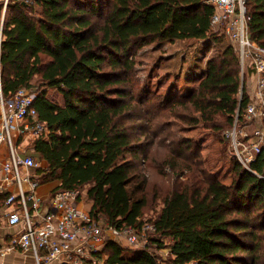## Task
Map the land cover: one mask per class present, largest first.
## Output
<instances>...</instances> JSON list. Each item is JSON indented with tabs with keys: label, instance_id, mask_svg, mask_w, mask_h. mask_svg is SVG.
<instances>
[{
	"label": "trees",
	"instance_id": "trees-1",
	"mask_svg": "<svg viewBox=\"0 0 264 264\" xmlns=\"http://www.w3.org/2000/svg\"><path fill=\"white\" fill-rule=\"evenodd\" d=\"M245 2L249 35L264 47V0ZM214 10L207 0H31L9 3L5 11L0 6V98L33 89V106L47 128L31 141L40 161L34 177L57 182L52 192L86 187L90 216L102 217L108 226H154L147 245L131 256L125 253L131 247L107 241L95 255L105 256L104 264L262 262L264 151L250 163L252 171L235 161L225 184L187 153L194 154L193 143L181 139L164 165L177 182L149 221L141 219L146 179L107 166L117 155L136 157L142 150L127 122L143 117L131 115L135 96L123 86H135L130 75L137 47L177 40L197 41L201 54L218 47L198 72H183L194 87L164 98L167 113L178 120L212 122L213 130H221L246 106L238 52L211 30ZM47 88H55L61 100L50 99ZM179 177L185 179L178 182ZM7 195L0 193V205ZM152 247L166 249L167 257Z\"/></svg>",
	"mask_w": 264,
	"mask_h": 264
},
{
	"label": "built area",
	"instance_id": "built-area-1",
	"mask_svg": "<svg viewBox=\"0 0 264 264\" xmlns=\"http://www.w3.org/2000/svg\"><path fill=\"white\" fill-rule=\"evenodd\" d=\"M0 0L5 11L12 2ZM214 7L210 19L212 31L227 38L238 52L241 88L248 92V102L235 112L232 124L223 132L226 151L247 170L264 151V47L255 43L248 29L245 0H207ZM245 77V79H244ZM241 94V93H240ZM35 91L19 88L11 98H0V193L7 191L5 218L7 225H22L0 247L3 255L11 250L28 252L35 264H104L105 256H95L109 240L127 247L143 248L154 232L151 223L140 228L108 226L102 217L92 218L80 206L82 189H58L47 199L36 194L39 181L34 171L40 161L34 149L22 143L47 133L33 106Z\"/></svg>",
	"mask_w": 264,
	"mask_h": 264
},
{
	"label": "rangeland",
	"instance_id": "rangeland-1",
	"mask_svg": "<svg viewBox=\"0 0 264 264\" xmlns=\"http://www.w3.org/2000/svg\"><path fill=\"white\" fill-rule=\"evenodd\" d=\"M223 41V45L229 43L225 37ZM200 50L201 44L194 40L155 42L137 47L133 55L134 70L130 75L135 86L133 88L132 82L123 85L127 90L132 89L135 96L134 101L131 100L135 104L131 115L137 114L143 117L140 118L136 115L140 119L127 122L136 136V145L142 150L136 157L128 152L117 155L108 161L107 166L122 174H139L141 178L146 179L147 184L144 192L146 206L141 218L144 221H149L157 214L164 197L177 182L169 167H164V165H167L168 162L165 161L168 155H173L171 150L180 145L181 139H187L193 143L194 154L187 153L194 155L195 161L199 162L205 170L216 176L222 183L230 184L233 177L234 159L226 151L223 139V132L229 127L213 130L212 122L202 120L197 124L190 125L167 113L169 104L165 103L164 98L169 99L174 95L184 94L195 86V82L186 80L183 72L191 70L190 76L193 75L192 69L195 71L200 69L206 57L216 53L218 47L215 46L203 54L199 52ZM178 77L179 79H177ZM152 93L157 97L145 101L144 97H147L148 94L149 97H152ZM47 95L53 101L61 99V95L55 88H47ZM137 99L141 101L140 104ZM194 114L199 116L197 112ZM149 120L152 121L151 125ZM157 124L160 126L157 127ZM140 125L145 126L144 129L148 130L146 131L147 137L146 134H141ZM149 125L150 127H148ZM31 141L32 138H25L22 143L28 148H33ZM41 164L44 165L45 162H41ZM184 179L185 177H179L178 182ZM55 185L54 181L40 183L36 189L37 196L40 197L39 192L42 188L51 190ZM85 190L86 187H83L82 191ZM42 198L46 199V197ZM84 207L89 208L88 200L85 201ZM139 250L140 248L134 247L127 249L125 253L131 256ZM152 250L162 259L167 257L166 249L152 247ZM261 255L263 256L261 264H263L264 252Z\"/></svg>",
	"mask_w": 264,
	"mask_h": 264
},
{
	"label": "crops",
	"instance_id": "crops-1",
	"mask_svg": "<svg viewBox=\"0 0 264 264\" xmlns=\"http://www.w3.org/2000/svg\"><path fill=\"white\" fill-rule=\"evenodd\" d=\"M29 149H32V148H29ZM0 158L1 159L6 158V151H5L4 147H1V149H0ZM56 184H57V182H56ZM52 189L46 190V189L42 188L39 192L40 198L46 197V199H47L48 195L52 192ZM82 198L83 199L80 203V206L85 208L84 203L86 200H88L89 208H90L91 202L88 199L86 190L83 192ZM83 200H84V202H83ZM5 211H6L5 205H0V247L2 245H4L5 243H7L10 240L11 236L14 233L18 232L19 230H21V227H22V225H16L14 227L7 225L6 218H5ZM0 264H35V262H34L33 257L28 252H24V251L17 249V250L8 251L3 255L0 253Z\"/></svg>",
	"mask_w": 264,
	"mask_h": 264
}]
</instances>
